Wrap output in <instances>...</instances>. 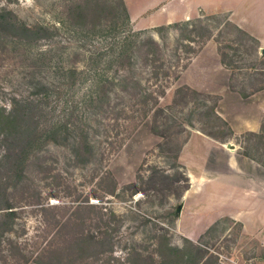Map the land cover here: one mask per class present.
Here are the masks:
<instances>
[{"label":"rangeland","instance_id":"1","mask_svg":"<svg viewBox=\"0 0 264 264\" xmlns=\"http://www.w3.org/2000/svg\"><path fill=\"white\" fill-rule=\"evenodd\" d=\"M249 5L0 0V264H264V112L210 92L264 91ZM208 42L235 70L179 82Z\"/></svg>","mask_w":264,"mask_h":264},{"label":"crops","instance_id":"2","mask_svg":"<svg viewBox=\"0 0 264 264\" xmlns=\"http://www.w3.org/2000/svg\"><path fill=\"white\" fill-rule=\"evenodd\" d=\"M124 6L126 8L128 18L131 20V23H134V19H144L150 21H155L156 19H167L164 24H171L176 21H184V20H191L196 16L198 10H194L195 8L199 7H208L210 10L216 8L220 3L222 5H231L236 4L238 6H244L246 4H250L245 9L244 15L247 16L249 19H253L252 21L256 22V19H261V23H255L262 27L264 30V0H122ZM260 5V8L263 9V14L258 15L251 13L254 12L256 7ZM259 8V9H260ZM252 10V12L250 11ZM196 11V12H195ZM255 13V12H254ZM176 19V20H175ZM133 25V27H135ZM148 26V25H147ZM157 26V25H156ZM245 27V26H241ZM148 28V27H146ZM261 30V29H260ZM252 36L256 39L261 41L260 37L257 36L256 32L250 30ZM263 34V33H262ZM210 42H208L201 50V52L191 60L188 68L184 71L181 75L179 82L192 86H211L208 84L207 79V72L209 73V67L216 63L215 69L219 70L222 69L224 71H228L226 68L222 66L220 61L217 59V49L213 47ZM216 50V58L213 56V50ZM208 69V70H207ZM213 94L220 95V104H224L230 100H241L247 102L253 108L254 114H262L264 112V91L256 93L249 98H243L239 94L232 92L229 90L228 87H224L218 91L210 90ZM220 108V107H219ZM245 115V114H244ZM242 116V113H240ZM247 116V115H246ZM245 117V116H244ZM226 121L230 124L234 136L242 133L236 127V122L231 115L224 116ZM246 128L245 131L247 132H256L259 129V126L253 125V123H245ZM203 138L208 139L206 136ZM229 151V150H228ZM229 153L234 154L235 151ZM254 164V163H252ZM255 165V164H254ZM249 168L251 167L248 164ZM253 166V165H252ZM242 192H247L244 185H241Z\"/></svg>","mask_w":264,"mask_h":264},{"label":"trees","instance_id":"3","mask_svg":"<svg viewBox=\"0 0 264 264\" xmlns=\"http://www.w3.org/2000/svg\"><path fill=\"white\" fill-rule=\"evenodd\" d=\"M129 19V18H128ZM182 27H189V28H194V25L192 24V22H190V21H188V22H183V23H181L180 24ZM221 63H222V65L226 68V69H228L229 71H231V72H233L234 70H235V68L233 67V66H231L229 63H227V62H225L223 59H221ZM264 70V69H263ZM240 93V95L241 96H243V97H249L250 96V94L249 93H241V92H239ZM216 108H217V106L215 107V114L217 115V113H216ZM218 116V115H217ZM220 118V117H219ZM226 124V123H225ZM155 132V131H154ZM157 134V133H156ZM159 135V134H158Z\"/></svg>","mask_w":264,"mask_h":264},{"label":"water","instance_id":"4","mask_svg":"<svg viewBox=\"0 0 264 264\" xmlns=\"http://www.w3.org/2000/svg\"><path fill=\"white\" fill-rule=\"evenodd\" d=\"M262 50L264 52V49H262ZM223 146H227L228 150L231 152L235 151V149L233 148L234 145H232L231 143L223 144ZM189 177H190V175H189ZM190 182L192 184V180Z\"/></svg>","mask_w":264,"mask_h":264},{"label":"bare ground","instance_id":"5","mask_svg":"<svg viewBox=\"0 0 264 264\" xmlns=\"http://www.w3.org/2000/svg\"><path fill=\"white\" fill-rule=\"evenodd\" d=\"M225 147H227V146H225Z\"/></svg>","mask_w":264,"mask_h":264}]
</instances>
